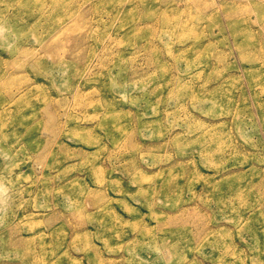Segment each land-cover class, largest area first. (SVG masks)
<instances>
[{"label":"rangeland","instance_id":"obj_1","mask_svg":"<svg viewBox=\"0 0 264 264\" xmlns=\"http://www.w3.org/2000/svg\"><path fill=\"white\" fill-rule=\"evenodd\" d=\"M0 264H264V0H0Z\"/></svg>","mask_w":264,"mask_h":264}]
</instances>
